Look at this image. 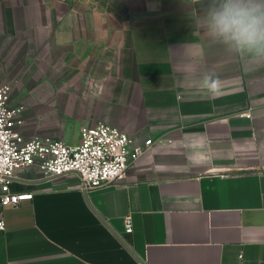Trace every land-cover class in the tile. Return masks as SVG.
I'll use <instances>...</instances> for the list:
<instances>
[{"label":"crops","instance_id":"crops-1","mask_svg":"<svg viewBox=\"0 0 264 264\" xmlns=\"http://www.w3.org/2000/svg\"><path fill=\"white\" fill-rule=\"evenodd\" d=\"M207 4L0 0V83L35 100L26 137L76 144L104 121L153 140L89 192L75 173L19 171L11 189L33 197L0 200V264H264V63L208 38Z\"/></svg>","mask_w":264,"mask_h":264},{"label":"built area","instance_id":"built-area-1","mask_svg":"<svg viewBox=\"0 0 264 264\" xmlns=\"http://www.w3.org/2000/svg\"><path fill=\"white\" fill-rule=\"evenodd\" d=\"M14 84L0 83V200L3 205L17 206L33 193L13 191L11 181L22 170L34 168L45 178L75 173L80 187L86 191L109 186L123 178L131 165L153 143L132 145V138L123 129L104 121L83 125L80 141L69 144L50 135L26 137L23 131L28 106L14 102ZM246 116L251 113L245 112ZM126 232L133 231L132 216L125 217ZM5 220L0 219V230Z\"/></svg>","mask_w":264,"mask_h":264},{"label":"clouds","instance_id":"clouds-1","mask_svg":"<svg viewBox=\"0 0 264 264\" xmlns=\"http://www.w3.org/2000/svg\"><path fill=\"white\" fill-rule=\"evenodd\" d=\"M201 24L211 41L242 64L264 63V0H208ZM203 84L215 92L211 76Z\"/></svg>","mask_w":264,"mask_h":264},{"label":"rangeland","instance_id":"rangeland-1","mask_svg":"<svg viewBox=\"0 0 264 264\" xmlns=\"http://www.w3.org/2000/svg\"><path fill=\"white\" fill-rule=\"evenodd\" d=\"M17 86H18V85H17ZM17 86H15V84H14V87H15V88H17ZM15 94H16V93H15ZM21 102L25 103V104L28 105L30 108H31L32 103L35 104V103H34L35 100H34L33 98H31V97H28L27 99L22 100Z\"/></svg>","mask_w":264,"mask_h":264}]
</instances>
